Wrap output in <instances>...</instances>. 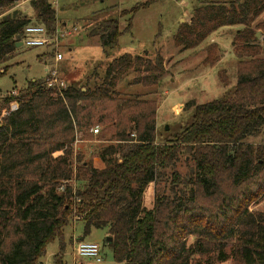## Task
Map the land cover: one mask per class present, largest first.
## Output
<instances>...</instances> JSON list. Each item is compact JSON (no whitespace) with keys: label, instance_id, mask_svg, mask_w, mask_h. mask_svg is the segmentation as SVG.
Segmentation results:
<instances>
[{"label":"trees","instance_id":"obj_1","mask_svg":"<svg viewBox=\"0 0 264 264\" xmlns=\"http://www.w3.org/2000/svg\"><path fill=\"white\" fill-rule=\"evenodd\" d=\"M16 1L0 0V77L30 23L18 12L2 16ZM29 4L38 25L53 32L51 0ZM147 5L122 12V31L117 19L98 23L105 58ZM263 14L264 0H202L179 26L173 42L184 51L220 28L241 29L231 42L235 85L194 106L175 131L156 133L157 101L117 90L128 73L132 85L155 87L165 75L159 55L122 54L105 63L99 81L58 89L45 78L2 97L0 264H41L54 240L62 264L63 229L72 221L82 223L84 236L106 230L116 264H264V213L249 211L264 198V57L255 37L264 40ZM213 49L206 66L217 61ZM218 74L227 87L225 72ZM78 135L110 145L85 161L74 148ZM181 156L192 163L186 177L175 171ZM168 182L169 195L160 188Z\"/></svg>","mask_w":264,"mask_h":264},{"label":"rangeland","instance_id":"obj_2","mask_svg":"<svg viewBox=\"0 0 264 264\" xmlns=\"http://www.w3.org/2000/svg\"><path fill=\"white\" fill-rule=\"evenodd\" d=\"M199 1L202 0H51L56 17L66 23V29H77V32H72V37L60 44L58 51L62 53L63 60L57 66L53 64V54L49 48H18L16 55L4 65L7 71L0 77V99L13 90L26 88L30 82L44 80L47 76L45 70L53 66H56L59 76L67 84L74 78L80 79L78 86L84 85L86 81H99L106 62H102L105 55L99 43V29L97 37L90 35L99 23L93 25V20L117 19L122 31L127 25V16L120 19L122 12L131 10L135 5L148 3L145 8L135 12L130 30L120 35L117 47L106 49V52L111 58L122 54H146L152 60L156 55L162 57L165 75L155 87L132 85L133 75L128 73L119 81L117 90L122 96H138L157 101L156 133L160 134L166 126L168 131H175L191 117L194 106L221 98L236 83L237 60L232 52L231 42L234 33L241 27L220 28L193 49L184 51L174 45L173 37L179 26L189 23L192 11ZM231 1L234 0H208L210 3L225 4ZM263 18L264 14L258 20ZM59 22L57 27L61 28L62 22ZM68 40L71 42L70 48H63L62 45ZM257 40L263 48L264 57V40L261 34ZM212 45L215 50L211 53V59L215 58L217 61L210 67L203 61L206 50ZM40 56L45 64L38 60L37 57ZM222 70L229 82L227 87L219 78L218 73ZM76 139L78 142H74V148L83 155L85 161L110 145L107 140H98L96 136L91 140H84L78 135ZM191 166L189 159L181 156L175 171L186 177ZM167 173L170 174V171ZM80 185L81 183L76 184L78 187ZM160 188L167 195L170 194L169 182L162 183ZM249 211L264 213V198L251 205ZM82 228L81 222L72 221L63 229L65 247L62 264H116L106 245V230L93 229L84 236ZM76 241L98 245L101 261L75 256L73 249ZM59 244L58 240H54L47 245L41 264H56Z\"/></svg>","mask_w":264,"mask_h":264},{"label":"built area","instance_id":"obj_3","mask_svg":"<svg viewBox=\"0 0 264 264\" xmlns=\"http://www.w3.org/2000/svg\"><path fill=\"white\" fill-rule=\"evenodd\" d=\"M75 28L70 30L65 27H57L53 32H48L45 27L38 24H29L23 30V35L19 40L21 47L26 49L37 48V47H50L53 52V64L57 66L63 60L62 53H59L60 44L65 39H68L72 32H76ZM56 66L51 69H46L47 77L46 80L49 86L57 87L58 89H64L66 87V82L59 76ZM92 134L97 135L99 133V128L96 126L91 129ZM77 143V139L75 140ZM59 191H63V186L59 187ZM73 252L75 256L86 259L95 260L100 262V248L94 243H85L82 241H76L74 244Z\"/></svg>","mask_w":264,"mask_h":264},{"label":"crops","instance_id":"obj_4","mask_svg":"<svg viewBox=\"0 0 264 264\" xmlns=\"http://www.w3.org/2000/svg\"><path fill=\"white\" fill-rule=\"evenodd\" d=\"M51 4H53V2L51 3ZM12 12H18L19 14H20V16H23V17H25L26 19H28L29 21H30V23L29 24H38L37 23V21H36V19H35V15H34V11H33V9L31 8V6H30V4H29V0H18V1H16L15 2V4H14V6L13 7H11L9 10H7L2 16H4V15H6V14H11ZM56 13V12H55ZM1 16V17H2ZM56 21L57 22H62L61 20H58V18L56 17ZM100 21H102V20H96V21H94L93 20V22H92V24L94 25V24H97L98 22H100ZM59 22V23H60ZM61 24V26L64 28L65 26H66V23H60ZM92 25V26H93ZM74 27V26H73ZM66 28V27H65ZM76 28V27H75ZM95 29V28H94ZM93 29V30H94ZM77 30V29H76ZM92 30V31H93ZM77 32V31H76ZM91 36H96V34L95 35H93V34H90ZM72 37V36H71ZM97 37V36H96ZM18 44H19V42H18ZM70 44H71V42L68 40V41H66L65 42V45H62L63 46V48H70ZM21 47V45H18V47H17V49L18 48H20ZM232 49V48H231ZM113 58V57H112ZM111 57H108V58H105L104 57V61H102L103 63L104 62H107V61H109V60H111L112 59ZM41 63H44L45 64V61H44V59H41V61H40ZM223 71V70H222ZM45 72H46V70H45ZM47 74V73H46ZM47 77V76H46ZM45 77V78H46ZM80 79H73V81H70V82H73V83H75V84H78ZM70 82H68V84L70 83Z\"/></svg>","mask_w":264,"mask_h":264},{"label":"water","instance_id":"obj_5","mask_svg":"<svg viewBox=\"0 0 264 264\" xmlns=\"http://www.w3.org/2000/svg\"><path fill=\"white\" fill-rule=\"evenodd\" d=\"M99 29V27H96L92 32H91V34H93V35H95L96 33H97V30ZM260 34L257 32L256 34H255V37L257 38L258 36H259ZM19 37L17 36V38L16 39H18ZM18 45H21V43H19V44H16V48L18 47ZM168 128H167V126L165 127V130H167ZM106 242H107V244L108 243H110L111 242V238H109V237H107L106 238Z\"/></svg>","mask_w":264,"mask_h":264}]
</instances>
